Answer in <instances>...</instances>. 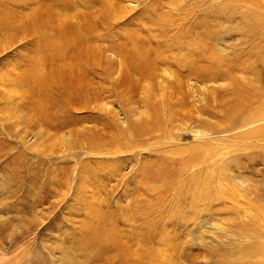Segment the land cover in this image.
Returning a JSON list of instances; mask_svg holds the SVG:
<instances>
[{
	"label": "rangeland",
	"instance_id": "374dc122",
	"mask_svg": "<svg viewBox=\"0 0 264 264\" xmlns=\"http://www.w3.org/2000/svg\"><path fill=\"white\" fill-rule=\"evenodd\" d=\"M233 6H235L234 0H136V4L135 0H0V119L6 118L3 112L8 110L11 104H14L12 113H27L30 110L28 108L36 107L34 102L43 97L38 95L36 82L31 75L33 71L29 65L35 60L34 56L40 55V50H43V35L45 38L46 35L52 38L60 32V29L56 28L57 24H54L56 26L48 24L49 27L46 23L35 22L38 16L36 9L39 7L44 9L40 15L53 19L55 17L58 23L71 14L77 13L81 17L79 19L85 22L80 21L81 23L78 22L77 26L71 25L70 29L64 30L78 35L89 32L90 35L98 37L94 40L95 44L116 46L118 57L125 61L124 65H127V62L129 66L136 64V68L131 70L135 71L140 78L137 81L140 82L135 85V91L137 90L135 94L124 92L122 88H116L117 86L116 90L110 88L103 93L106 98L102 101H106L104 104L107 107L102 113L110 122V126L96 124L93 116H99L102 113L98 114L99 111L97 112L95 108H82V103H76L78 100L74 95L69 99L70 105L73 104L70 108L73 120L55 133L50 131L49 134L52 137L43 136L36 142L33 138L28 139L25 144L23 141L19 142L18 137L12 133V135L9 134L0 124V202L6 203V206H0V223L2 222L0 229H4L0 230V264H10V261L11 264H62L60 261L62 246L69 247L76 241L83 231V222L88 221L86 219H90L89 216L93 215L92 209L106 219L111 218L109 220L120 233L117 236L118 240L123 246L128 244L131 250H135V246L140 245L134 243L136 238L134 241L128 239L132 235L131 228L133 225H136L137 229L140 227L144 237L140 253L143 247L152 251L155 249L158 257L156 260L159 261L155 264H264V256L256 253L260 249L264 251V246L261 248L257 245L258 243L264 245V241L260 238L263 241L260 243L259 238L250 239V236H246L250 234L247 224L249 220L244 218L247 216L252 221L264 216V186L262 184L264 183V165L258 166V162L252 163L250 168L242 172L233 162L230 167L227 164H221L222 168L220 171L217 169L216 175L221 177L218 182L225 184L226 189L222 188L225 192L224 199L216 201L212 210L196 211V206L203 208L204 205L191 204V196L188 193L189 185L194 183L192 175L194 173L200 175L199 170L202 167L199 164L187 170L192 161L198 159L195 157L199 154L195 150L197 148L195 144L199 143L200 138H197L196 130L203 127L207 120L200 111L204 100L202 103H197L196 99L198 97L202 99L201 91L205 101L211 102L214 86L207 79V75L204 81H196L188 74L185 66L179 64L180 61L182 62L180 55L188 54L187 50L183 49L187 40L188 42H191L190 39L198 41L196 45L199 46L200 53L204 54V60L200 61L198 66H207L210 63L208 53L212 52L217 58L220 57L219 59L230 60L231 69L241 81L246 82L250 77L247 68L251 69L253 65L264 64L263 25H256L252 20L241 19L240 12L233 9ZM46 7L51 9L50 12L46 11ZM214 7L218 9L215 10ZM98 8L105 9L104 13L100 14ZM84 12L88 14L85 19H82L81 15ZM6 30L19 36L8 38L2 33L7 32ZM182 30L185 31L181 33ZM197 34L201 36L200 40ZM108 35L110 36L108 41L100 38L101 36L106 38ZM132 39L138 47L140 46L139 52L147 55L148 61L151 62L157 58V53L159 56V53L166 50L164 51V56H167L166 61L160 62L159 59L154 61L157 70L152 71V75L148 77L147 73L143 74L146 68L145 61L135 55L138 54V48L132 49ZM203 40L207 42V49ZM86 43L93 44L87 40ZM80 49H82L81 46L69 48L71 52H66L68 59L53 62V65L52 62L47 63V69L53 71L55 70L53 67L57 66L56 69H65L69 74L71 66L63 64L69 61L72 53L75 54L76 50ZM135 50H137L136 53H134ZM42 53L41 55H44L45 51ZM128 56L130 60H127ZM134 56L135 59H133ZM223 63L221 65H224ZM72 75L74 83L76 80L81 84L85 81L84 77L78 80L77 71L71 75H64L62 78L73 80ZM122 78L119 79L122 80ZM174 78L182 81L179 88L175 86V82L171 83ZM183 78L184 80H181ZM91 80L89 82L92 85L99 86L97 83L101 78L95 77L93 82ZM107 80L104 78V87L107 86ZM185 80L189 84L187 82L185 84ZM102 84L103 82L100 86ZM117 89L120 93L115 95L114 91H118ZM98 90L102 91L100 87ZM58 94L64 102L66 97H63L62 92ZM180 95L181 98L177 100V96L180 97ZM127 96L129 99L131 97L137 100L136 105L147 106L144 110L149 108L146 110L150 114L147 117L148 123L153 124L158 120L160 130L158 128L151 134L143 133L138 138L137 135V140L134 138V141L138 146L134 151L114 154V149H120V146L124 150L127 148L125 142L127 137L122 135L121 126L108 113V109L109 107L120 109L118 102L126 104ZM144 98L146 101L149 100L146 104H144ZM93 101L92 107L96 105V101ZM170 101L174 104H170ZM165 109L168 111L167 114L164 113ZM60 111L62 113V110ZM207 111H209L208 107ZM156 112L159 116H156ZM215 116L210 115L213 117L212 120L218 121L220 116ZM94 124L101 127L96 132L99 139L104 136L100 140L102 142L98 148L99 155L85 152L88 150L84 148L87 140L81 133L94 128ZM68 137L78 146L75 151L80 154L77 162L75 158L61 159L63 156L68 157L67 151H63L64 140ZM34 144L37 146V151L36 148L29 147ZM242 152L243 159L240 156V160L245 161V152ZM47 155H50L51 160L46 157ZM66 163H69V166L78 164L74 171L69 172L68 177L63 175L60 177L58 169L53 173L55 164L66 166ZM182 163L186 166L184 167ZM144 165L146 168L148 166V173L152 172L151 175L143 173L142 170L138 171L141 167L144 168ZM257 168H260V171H257ZM247 177L250 179V185L245 179ZM142 178H146V181ZM233 179L239 180V183ZM148 181L150 186H153L150 191L146 190V186L148 188L150 186L142 184ZM240 181L243 186H239ZM256 182L261 188L259 194L254 192ZM137 197L141 201L135 208L138 212L136 217H132L133 214L128 210V206L132 205L134 200L138 199ZM79 204L81 208L83 207L82 209L78 207ZM126 210L130 215L128 220ZM141 211L143 214L140 213ZM132 222L135 224L132 225ZM26 229H29L27 235L21 238L20 234ZM34 231H38V234ZM262 234L264 236V233ZM147 235L152 237V241L146 239ZM50 244L56 246L52 252L47 246ZM37 251L39 254L36 253ZM92 252L91 257L89 255L86 258L81 253L74 254L79 261L83 260L81 264L84 262L112 264L103 251L99 253L97 249H94ZM160 253L163 254L159 256ZM15 258H21V260L17 259V261ZM88 258L92 260L89 262Z\"/></svg>",
	"mask_w": 264,
	"mask_h": 264
},
{
	"label": "bare ground",
	"instance_id": "6f19581e",
	"mask_svg": "<svg viewBox=\"0 0 264 264\" xmlns=\"http://www.w3.org/2000/svg\"><path fill=\"white\" fill-rule=\"evenodd\" d=\"M234 1H235V6H233V9L238 10L240 12L241 19L252 20L254 23H256V25H263V27H264V0H234ZM135 4H136V0H135ZM40 7L36 9V15H38V16H37L35 22L40 23V24H42V22L46 23V26L48 24H52L53 26H56L54 24H57L58 26H56V28L58 27V29H60V32L58 34L55 32L57 35H54L52 38L47 37V35L45 38L43 35V39H44V44L42 46L43 50H40V52H39L40 55L38 54V55L34 56L35 60L30 62L31 64L29 65L33 71L31 75L33 76V79L36 82L35 87H36V90H38L37 91L38 95L39 96L42 95L43 97H40L37 102L36 101L34 102V103H36L35 105H37L36 107L30 108L29 106H26L27 108L29 107L28 109H30L29 112H27V113H19V114L18 113H12L11 111L14 108L13 107L14 104H11L9 109L3 112L6 116V118H3L4 120L0 119V124L3 127V129L6 130L9 134H11V133L14 134L16 137L19 138L18 139L19 142L23 141L25 144H27L28 139L30 140L33 138L34 142H36L43 136L52 137V135L49 134L50 131L55 133L58 129L65 127V125H67L68 122H71L73 120V116L70 113V108L72 107L73 104L70 105L71 102L69 100L72 98L73 95L75 96L76 100L79 101V102L75 101L76 103H80V102L82 103L81 104L82 108H85V109L95 108L97 110V112L99 111L98 114H101L103 111H105V109L107 107V105L104 104V102L106 103V101H102L103 99L106 98L105 95H103L104 92L109 91L110 88L115 89V87L117 86L116 88H122V91H124V92L126 91L128 93L130 92L131 94H135V92L137 91V90L135 91V89H136L135 85H136V83L140 82V81L137 82L138 79H140V78H138L139 76H137L135 71L131 70L132 68H136V64H133V66H129V63L127 62V65L126 64L124 65L125 61H123V59L121 60V58L118 57L119 56L117 53L118 49H116V46L108 47L107 45L95 44L94 40L98 37H95L94 35H90L89 32H84L83 34L78 35V34L66 31V30L70 29L71 25L77 26L78 22H80V21L85 22V20L79 19L80 16H78L77 13H75L73 15L71 14L69 16L70 18L69 17L65 18L60 23H58V21L55 17L53 19V18H50V17L45 16V15L42 16V14L40 15V13L44 12V9H42V8L40 9ZM217 9L218 8H215V10H217ZM50 10H51L50 8L46 7V11L50 12ZM104 10L105 9H103V8L102 9L98 8V12L100 14H103ZM231 12H233V11H231ZM33 13H34V11H33ZM84 13L82 15L80 14L82 16V19H85L86 15L88 14V13H85V14ZM69 20H70V22H69ZM257 28H259V27H257ZM64 29H66V30H64ZM53 30H55V29L53 28ZM84 30H86V29H84ZM6 31L7 32H2V33H4V35H6V37H8V38H11L12 36L13 37L19 36V35L16 36L14 33L11 34L8 30H6ZM62 31H64L65 33ZM184 31L185 30H182L181 33ZM131 35H132V33H131ZM200 37L201 36L198 35V40H200ZM100 38H103L104 40L108 41L110 36L108 35L106 38L101 36ZM86 40L91 41V43H93V44H87L88 42L85 44ZM190 40H191V42H188V40H187L186 46H185V48H183L184 50H187L188 54L184 53V55L182 56L179 53V55L181 56L180 58L182 60V62L180 61L181 63L179 62V64H181L183 67L185 66L184 68H186V70L188 71V74L191 75L192 76L191 78L195 79L196 81H200V82L204 81L205 75H207L206 76L207 79H209V81H211L213 83L214 87H212L213 90L211 93V95H212L211 102L205 101V96L203 97V93H201V91H200V94L202 95L201 96L202 99L200 100V97H198L196 99L197 103L198 102L202 103V101L204 100V102H203L204 104H202V108L200 109V111H202L203 116H206L205 118H207V120L205 122V125L204 124L202 125L203 127H201L199 130H196L197 131L196 134L198 136L197 138H200V141L197 145L195 144V147H197L195 150L199 154L197 156H195V155L194 156L197 157L198 159L192 158L194 160L192 161L190 166L187 163V167L189 166L188 168L186 167L187 170L188 169L191 170L193 167H196L199 164L202 165L201 169L199 170L200 175H198V173L197 174L194 173L192 175L194 178V183L189 185L190 191H188V193L191 196V201H190L191 204H200L201 203V205H204L203 208H198V206H196V211L212 210L214 208V205H216L215 204L216 201H220L221 199H224L223 194L225 192L222 188L226 189L225 184H223L222 182H220V183L218 182V181H220L219 180L220 176L216 175L217 169H219V171H220V168H222L221 164H227V166L230 167L231 164L234 163L236 168L242 172H244L245 169L247 170L248 168H250V164H252V163L255 164L258 162L257 163V164H259L258 166L264 165V64H256L257 66L253 65V67L251 69L247 68V70L250 72V77H249L248 81H246V82L241 81L239 79L240 77L238 78L237 75H235L233 70L231 69V67H230L231 61L228 60L227 58L219 59L220 57L217 58L216 55L212 52H209L208 56H207L210 63L207 66H201V67L198 66V65H200L198 63H200V61L204 60L203 59L204 54L200 53L201 51L198 48L199 46L196 45L198 43V41L196 42L195 39H190ZM112 42H113V40H112ZM206 43L207 42H205L204 45H206ZM79 46H81L82 49L76 50L75 54L72 53V55H70L71 58H69V61L67 63L63 64V65H70L71 66V69H69V74H67L65 69H61V70L56 69L57 66L53 67L55 69L53 71H52V69H49V70L47 69V67H46L47 63L52 62V65H53V62L56 63L58 60L68 59L67 54L69 53L68 51L71 50V49L69 50V48L73 49V48H75V47L77 48ZM136 47L138 48L137 49L138 52H137V50H135L134 53L137 52L138 54H135V55L138 56V58H140L141 60L145 61L146 68H145L143 74L147 73L146 74L147 77H148V75H150L152 73V71L157 70L156 69L157 67L155 66L156 64H154V61H157V59H159L160 62L166 61L167 56H164V51L166 52V50L159 53V56L157 53L156 54L157 58L156 59L154 58L155 60H153V62H151V61H148L149 58L147 59V55H144L143 52L142 53L139 52L140 46L138 47L137 43H135L132 39V49H134V48L136 49ZM45 48H47V49H45ZM130 48H131V46H130ZM206 49H207V45H206ZM44 51H45L44 55H41V54H43L42 52H44ZM119 51H120V48H119ZM66 52H68V53L66 54ZM145 53H147V52H145ZM173 55H175V54H173ZM179 55H178V57H179ZM193 55L195 57H193ZM205 55H207V54H205ZM130 56H131V54H130ZM133 59H135V56ZM72 60H74V62ZM127 60H130L129 56H128ZM136 62H137V60H136ZM184 62L186 65L184 64ZM222 62H224L223 63L224 65H221ZM138 63H141V61H138ZM258 65H259V68H257ZM221 66H223V67H221ZM245 66H247V65H245ZM59 69H60V67H59ZM143 69H142V71H143ZM48 71H52V73H48ZM74 71L78 72V80H82L83 77L85 78L84 79L85 81L83 82V84H81L77 80L74 83L73 75H72L73 80H66L65 78H62V76H64V75L74 74ZM168 73H170V72H168ZM174 73H176V72H174ZM171 74H173V73H171ZM95 77H98L99 79L101 78V80H99V83H97V84H99V86L98 85H92L89 82L91 79H92L91 81L93 82V79ZM173 77H174V75H173ZM104 78L108 79L106 81L107 86H105V87H104ZM119 78H122L123 81ZM178 78L172 79L173 81H171V83L175 82V86H177L179 88L182 81H180ZM114 79L116 81H114ZM135 80H136V82H135ZM181 80H184V78ZM178 81H180V82H178ZM102 82H103V84L100 86V83H102ZM186 82H187V80H185V84H186ZM144 84H146V83H144ZM187 84H189V83L187 82ZM138 85L139 84H137V86ZM161 85H163V84H161ZM198 86H199V84H198ZM98 87H100V89H102L101 92H99ZM188 87L190 89V86H188ZM194 87H196V86H194ZM91 88L94 91H91L92 90ZM197 90H198V87H197ZM110 91H112V90H110ZM179 91H181V90L179 89ZM59 92H62L63 97H66L65 98L66 100L64 102L61 101V96L58 94ZM173 92H174V90H173ZM198 92H199V90H198ZM119 93H120L119 90L114 91L115 95L119 94ZM163 93H164V91H163ZM189 93L191 94V92H189ZM193 94H195V93L193 92ZM161 95L163 96V94H161ZM177 97H178L177 98V100H178L179 98H181V95H180V97L179 96H177ZM167 99L169 100V98H167ZM174 99H175V97H174ZM73 100H75V99H73ZM93 100L96 101V105H94V107L91 106V104L93 105V103H94ZM118 100L120 101V99H118ZM144 100H145L144 104H146L147 101H149L148 99L146 101L145 98H144ZM97 101H99L100 104H99V102L97 103ZM171 101H170V104H174ZM175 102H177V101H175ZM118 103H120V109L109 107L108 113L111 116H113L115 118L116 122L118 123V125L121 126L120 129H121L122 135L124 137H127V140L125 141L127 148L124 150V149H121V146H120V149H117V148H116L117 150L114 149V154H117L120 152L126 153V151H129V150L134 151L136 149V147L138 146V144L137 145L135 144L134 138L137 140L139 135H142L143 133H149V134H151V132L155 133L154 131H156L160 127L159 123H157L158 120H156V119H155L156 121L153 122V124H152V122L148 123L147 117L150 116V114H148L146 110L149 108L144 110L145 106H141L140 104L136 105L137 100H133L131 97L129 99V96H127V98L125 99L126 104L122 103L121 101ZM208 104H210V105H208ZM206 106L209 108V111H207ZM122 107H125V108H122ZM170 107H171V105H170ZM170 107H168V108H170ZM158 108H161V107H158ZM122 109H123V113H122ZM60 110H62V113ZM164 113L167 114L168 111L165 109ZM102 114L99 116H96V115L93 116V117H95V118H93V120H95V123L98 124L99 126L102 124H104L106 126L107 125L110 126L109 125L110 122L107 121L106 120L107 118H105L104 114L103 115ZM157 115L159 116V114H157V112H156V116ZM210 115L220 116V119L219 120L217 119L218 121H214V120H212L213 117H210ZM215 117H214V119H215ZM142 122H144V123H142ZM98 125L94 124V128H92L91 130L87 129L89 131L86 130V132H84V131L81 132V133H83L82 136H85V138L87 140L86 147H84V148H88V150L85 151L86 153H92L93 152L95 154H98V151H99L98 148L100 147L101 142H102L100 140H102L104 138V136H102L103 138L99 139L100 137H98V135L96 133L97 129H101V127H99ZM116 128H118V127H116ZM159 130H160V128H159ZM100 133H102V132H100ZM136 136H137V138H136ZM68 139L64 140V145H63L64 146L63 151H65V150L67 151L66 155H68V157L63 156L61 159L66 160L69 158H75L76 162H77V160L79 159L78 157H80V154H78V152H75L76 149H78V146H76L74 144V142L71 141L70 137H68ZM108 139H111V138H108ZM108 139H107V141H108ZM131 139H133V141ZM103 142H106V141L103 140ZM106 146H104V147H106ZM29 147H31L33 149L36 148L35 150L37 151V146L35 144L32 146H29ZM110 147H112V146H110ZM33 149H32V151H33ZM104 149H102V150H104ZM110 149L112 150L113 148H110ZM110 149H107V150H110ZM119 150H121V151H119ZM254 150H256L257 152H255ZM71 151H72V153H71ZM242 151L245 152V159H244L245 161L240 160V156H242L241 153H243ZM109 153H110V151H109ZM195 154H197V153L195 152ZM49 156L50 155H47L46 157L51 160V158ZM192 156H193V154H192ZM176 158H178V157H176ZM241 158L243 159V156ZM231 162H233V163H231ZM61 164H63V163L61 162ZM66 164H64L66 166H62V165L58 166V164H55L54 166L52 165L53 167H55V170L53 173H55L56 170L58 169L59 170L58 174L60 177H62V175L64 177H68L69 172L74 171L75 166L78 165V164H76L73 166H71V165L69 166L68 165L69 163H66ZM166 165H168V164H166ZM184 165L185 164H183V166ZM232 166H234V165H232ZM133 168H135V167H133ZM147 168H148V166H147ZM147 168L144 165V168L141 167V169L138 171L142 170L143 173H148ZM163 169H165V168H163ZM257 171H260V168H257ZM120 172L122 173V171H120ZM151 173L152 172H150L148 174L151 175ZM263 174H264V172H263ZM140 177H142V176H140ZM226 177H224V178H226ZM146 178H147V176H146ZM211 178H213V180H211ZM251 178H252V176H251ZM142 179H144V178H142ZM245 179H246V181L250 180L249 177H247ZM64 180H68V179L64 178ZM233 180H235L236 183H239L238 182L239 180L238 181L236 179H233ZM138 182L140 183L141 181L139 180ZM52 183H53V181H52ZM247 183H248V185L251 184L250 181ZM142 184L143 185L147 184L148 186H150L149 181L148 182H142ZM262 184L264 186V183H262ZM51 185H50V187H51ZM240 185H242V182L239 184V186ZM235 186H234V188H235ZM152 187L150 186L148 188L146 186V190L150 191L153 189ZM247 190H249L248 186H247ZM259 190H261V188L257 185V182H256L254 192L256 194H259ZM73 193H75V192H73ZM140 201H141L140 198L135 199L134 203L132 205L128 206V210L131 212V214H133L132 217H136V213H138V212L135 210V208L140 205ZM146 201H147V199H146ZM5 204L6 203L0 202V206L4 207ZM54 205L55 204L53 203V206ZM79 206H80V204L78 205V207ZM8 207H9V205H8ZM79 208H81V206ZM263 211H264V209H263ZM91 213H93V215L89 214V215H91V216H89L90 219L87 218L86 220H88V221L83 222V224H82L83 225L82 227H84L83 231L80 234V236L76 239V241L73 242L71 245H69V247H68V245L62 246V250H61L62 254L60 253L61 254L60 261L62 262V264H81L83 262V260L79 261L74 253H76V254L81 253V255L86 258L89 255L91 257L90 253L94 249H97L99 253H102V251H103V254L106 253L105 254L106 258L108 259V261H110V263L112 262V264H155L158 261V260H156V259H158V257H157L155 249H153V251H152V250H147L148 248L144 249V247H143L142 253H140V250H141L140 246L143 244L144 237H143V234L141 233L140 227H138V229L135 228L136 225H133V224H135L134 222H132L133 228H131L132 229V231H131L132 235H131V237H128V239L134 241L136 238V241H134V243L140 244V245H136L135 246L136 249L134 248L135 250H131L130 247H128L129 246L128 244L126 246H123L122 243L120 242V240H118L117 236H119L120 233H118L119 231L116 230L117 228L115 229L112 221L109 220V219H111L110 217H108L106 219V217H103L100 213H97L93 209H92ZM140 213L143 214L142 211ZM126 214L128 215L127 210H126ZM128 217H130V215L126 216L127 220H128ZM261 217H264V216H261ZM261 217H258V219H255L252 221H251V219H248L247 216L244 217L245 220H249V222L247 224L249 225L248 229H249L250 234H247L246 236L247 237L250 236V239L253 237H257V238H259V242L261 241L260 238H262L264 241V236L262 234V233H264V218H261ZM130 221H132V220L130 219ZM182 223H183V221H182ZM37 225L39 226V224H37ZM0 226H2V224ZM47 227H48V225H47ZM1 229H3V228H1ZM28 231H29V229H26V231H24V233L20 234V237L23 238L25 234L27 235ZM34 232H36V231H34ZM36 233L38 234V231ZM151 238L152 237L148 236V235L146 237V239L149 241H152ZM130 240H128V241H130ZM263 241H261V242H263ZM257 245H258V247H261V248L264 246V245H261L259 243ZM47 246H49L48 248H50L51 252L56 249V246H54V245L50 244ZM57 247H59V246H57ZM146 250L148 251V253L146 252ZM48 251H49V249H48ZM98 252H96V254H99ZM36 253L39 254V251H37ZM256 253H261L262 257L264 256L263 255L264 254L263 249H260ZM93 254L95 257H97L95 255V253H93ZM161 254H163V253H160V255L159 254L158 255L161 256ZM166 255H165V257H166ZM89 258H88V260L90 262V260H92V259H89ZM17 259L15 258V260H17ZM18 260H21V258H19ZM85 260L88 261L87 259H85ZM17 261H15V262L17 263ZM46 261H47V259H46ZM86 263H88V262H84V264H86ZM10 264H11V261H10ZM88 264H92V263L90 262Z\"/></svg>",
	"mask_w": 264,
	"mask_h": 264
}]
</instances>
